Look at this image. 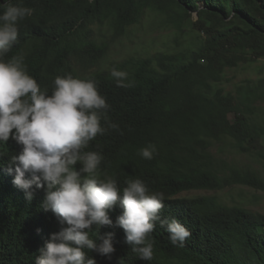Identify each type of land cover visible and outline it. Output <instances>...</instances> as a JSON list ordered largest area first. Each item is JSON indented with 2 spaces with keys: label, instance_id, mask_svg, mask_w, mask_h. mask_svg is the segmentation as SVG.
<instances>
[{
  "label": "trees",
  "instance_id": "obj_1",
  "mask_svg": "<svg viewBox=\"0 0 264 264\" xmlns=\"http://www.w3.org/2000/svg\"><path fill=\"white\" fill-rule=\"evenodd\" d=\"M12 3L33 12L19 21L18 41L5 59L23 55L29 74L49 94L57 76L94 80L110 105L107 120L118 125L85 149L103 155L101 178H114L121 189L127 180L141 179L150 192L163 194L161 216L178 218L191 232L184 246L176 247L157 223L150 234L153 259L145 261L125 243L123 229L105 226L101 236L115 233L111 259L87 254L97 264H264L263 213L227 205L216 195H183L232 186L264 192L260 172L218 160L210 151L212 142L228 137L239 153L264 161V120L256 119L257 104L264 102V68L260 78L243 81L235 92L222 86L226 69L264 58V0ZM148 14L160 16L174 30L178 47L145 49L105 65L112 45ZM187 32L200 40L184 46L178 38ZM112 68L128 73L129 87H117ZM101 123L106 126L105 119ZM149 144L158 151L153 159H143L138 151ZM10 157L3 153L0 159ZM41 204L42 196H11L7 209L0 199V264H34L39 249L60 230L58 219L57 225ZM120 213L119 207L110 211L113 221ZM90 236L97 237L95 225Z\"/></svg>",
  "mask_w": 264,
  "mask_h": 264
},
{
  "label": "clouds",
  "instance_id": "obj_2",
  "mask_svg": "<svg viewBox=\"0 0 264 264\" xmlns=\"http://www.w3.org/2000/svg\"><path fill=\"white\" fill-rule=\"evenodd\" d=\"M0 8V157L11 155L0 159L1 203L8 209L11 196H42L43 213L62 226L39 249L34 264H97L85 250L111 259L115 233L101 236L105 226L123 229L125 243L141 260L153 259L150 234L157 223L173 246L183 247L191 232L178 218L161 216L162 193L150 192L139 178L127 180L121 189L114 178H101L103 155L85 151L98 135L118 128L107 120L110 105L96 82L67 74L55 77L51 94L42 90L23 55L5 59L18 41L19 21L33 9L12 0ZM110 75L117 87L130 86L127 72L112 68ZM157 151L149 144L138 155L151 160ZM117 207L121 213L113 221L110 211ZM93 225L96 239L90 236Z\"/></svg>",
  "mask_w": 264,
  "mask_h": 264
},
{
  "label": "rangeland",
  "instance_id": "obj_3",
  "mask_svg": "<svg viewBox=\"0 0 264 264\" xmlns=\"http://www.w3.org/2000/svg\"><path fill=\"white\" fill-rule=\"evenodd\" d=\"M197 19V14H193ZM187 29H191L188 27ZM189 31V30H187ZM176 34L174 30L167 27L162 18L148 14L143 19L140 26L135 27L128 37L118 40L112 45L106 57L105 65L129 55L140 54L142 50H161L166 47H178L175 42ZM196 34L187 32L178 38L184 46L193 44ZM183 47V46H182ZM264 68V58L253 63H241L238 67L226 69L225 79L222 86L227 92H235L237 85L245 80H257L262 76ZM257 120H264V102L257 104ZM234 118H232L233 120ZM230 138H224L222 142H212L210 151L218 160H225L228 164L236 165L240 168H250L260 172L264 176V161L257 155L242 154L232 147ZM216 195L219 200L227 205H242L252 211L264 214V192L246 186H232L219 191H192L184 193L186 196L193 195Z\"/></svg>",
  "mask_w": 264,
  "mask_h": 264
}]
</instances>
